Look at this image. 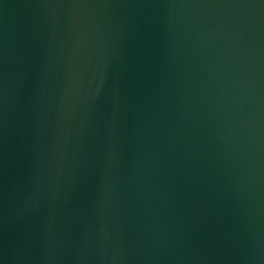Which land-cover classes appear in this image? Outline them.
<instances>
[{
    "label": "water",
    "instance_id": "obj_1",
    "mask_svg": "<svg viewBox=\"0 0 264 264\" xmlns=\"http://www.w3.org/2000/svg\"><path fill=\"white\" fill-rule=\"evenodd\" d=\"M0 264H264V0H0Z\"/></svg>",
    "mask_w": 264,
    "mask_h": 264
}]
</instances>
